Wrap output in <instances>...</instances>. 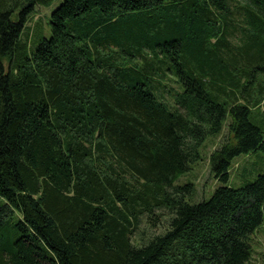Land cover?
I'll list each match as a JSON object with an SVG mask.
<instances>
[{"label": "trees", "instance_id": "trees-1", "mask_svg": "<svg viewBox=\"0 0 264 264\" xmlns=\"http://www.w3.org/2000/svg\"><path fill=\"white\" fill-rule=\"evenodd\" d=\"M52 1L0 0V264H251L264 173L226 182L264 152V0H63L31 37Z\"/></svg>", "mask_w": 264, "mask_h": 264}, {"label": "rangeland", "instance_id": "rangeland-1", "mask_svg": "<svg viewBox=\"0 0 264 264\" xmlns=\"http://www.w3.org/2000/svg\"><path fill=\"white\" fill-rule=\"evenodd\" d=\"M63 0H54L49 5L38 4L32 13L26 29L31 31L38 25L47 36L50 35V17L52 12L61 4ZM32 37V36H31ZM223 131L219 135L208 136L202 146H200V159L198 158L193 164L192 169L178 178L176 184H185L191 182L195 185L194 194L187 197V201L194 204L202 200L209 199L215 190L223 185L221 181L215 178L211 170L210 157L214 150L219 147L229 135L228 123L229 117L225 120ZM230 136V135H229ZM264 173V152L258 151L253 154H243L234 159L231 168V177L227 185L241 187L254 180L258 174ZM160 215L159 222L156 225L150 223L147 216L142 217L139 229L136 231L133 242L140 245L156 234L164 233L168 228L170 215L167 210L158 209ZM254 253L251 264H264V225L255 231L252 235Z\"/></svg>", "mask_w": 264, "mask_h": 264}]
</instances>
